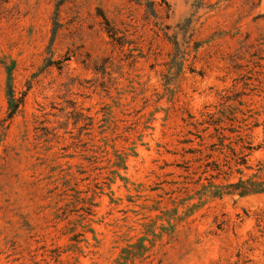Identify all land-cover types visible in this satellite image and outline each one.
<instances>
[{"label":"rangeland","instance_id":"rangeland-1","mask_svg":"<svg viewBox=\"0 0 264 264\" xmlns=\"http://www.w3.org/2000/svg\"><path fill=\"white\" fill-rule=\"evenodd\" d=\"M263 165L264 0H0V264H264Z\"/></svg>","mask_w":264,"mask_h":264},{"label":"trees","instance_id":"trees-1","mask_svg":"<svg viewBox=\"0 0 264 264\" xmlns=\"http://www.w3.org/2000/svg\"><path fill=\"white\" fill-rule=\"evenodd\" d=\"M7 95H8V110H9L8 115L10 117L16 111L20 103V100L13 96L10 87ZM215 132L219 139V142L213 143V145L215 146V144L216 145L219 144L220 150H222L223 146L228 147L229 151L233 155L235 165H245V168H249V166L246 165V156L250 153L252 147L248 146L247 149H249L248 150L249 152L247 151V153H244V151L242 150L244 148V145L240 146L238 149H235L233 147L228 146L229 144L223 143V139L225 137L222 134V128H215ZM208 136L211 137L212 134H209ZM199 137L202 140V137L201 136ZM203 148L197 149V155L194 159L196 162H198L197 167H201L202 173L208 172L210 177H216L217 174L220 173L221 164H219L215 160H211L210 159L211 153L205 151V148L204 149ZM236 169L238 173L242 174L243 169H241L240 167H237ZM262 169H264V165L258 167L257 171L260 172ZM211 172H215V174H211ZM259 178H260L259 173L253 174L252 176L244 179L239 178L237 181L228 184L231 187V190H229L228 193H236L237 195L242 196L245 194L264 191V181L259 180ZM216 192L218 194L215 195L221 194V192H218V190L217 191L215 190V193Z\"/></svg>","mask_w":264,"mask_h":264}]
</instances>
